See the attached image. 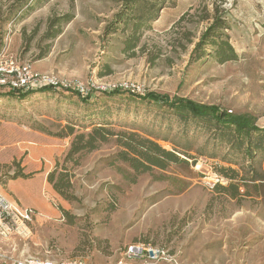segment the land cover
Instances as JSON below:
<instances>
[{
	"label": "rangeland",
	"instance_id": "rangeland-1",
	"mask_svg": "<svg viewBox=\"0 0 264 264\" xmlns=\"http://www.w3.org/2000/svg\"><path fill=\"white\" fill-rule=\"evenodd\" d=\"M174 1L173 7L160 13L151 31L144 33L143 53L126 58L118 41L108 46L99 39L121 9L120 0H28L26 7V0H0V53L65 81L94 87L127 85L138 88L137 95H151L152 101L188 99L248 115L264 127V0ZM215 1L227 11V34L238 60L189 65V54L207 25L198 21L202 3L209 6ZM187 12L189 16L177 24ZM65 15L71 19L61 22L59 33L47 39L49 21ZM182 33H188L187 40ZM157 52L158 58L149 62V55ZM95 95L92 99H98L97 103H106L120 114V120L111 118L114 123H127L112 126L114 131L143 136L132 129L137 119V129L163 134L164 116L156 115L161 105ZM82 109L67 92L35 93L24 100L1 98L0 155L6 157L4 161L13 152L22 157L29 144L41 137L54 138L64 147L62 155L41 161V172H52L62 163L70 139L45 131L55 133L82 116ZM124 109L130 110L128 119H123L129 112ZM175 131L169 137L178 141ZM157 142L167 151L174 149L170 143ZM117 150L112 139L86 154L79 166L67 165L73 176L69 190L73 201L63 200L46 181L40 185L39 179L34 185L9 189L5 184L18 179L15 174L21 171V160L0 162V194L37 213L29 238L0 240V252L40 260L116 264L129 245L144 243L167 249L181 264H264V187L259 195L249 189L251 196L237 199L219 194L214 186L227 183L214 167L224 164L206 158L135 176L120 162L110 164Z\"/></svg>",
	"mask_w": 264,
	"mask_h": 264
},
{
	"label": "trees",
	"instance_id": "trees-1",
	"mask_svg": "<svg viewBox=\"0 0 264 264\" xmlns=\"http://www.w3.org/2000/svg\"><path fill=\"white\" fill-rule=\"evenodd\" d=\"M27 1L24 2L25 7L28 5ZM120 2L121 9L107 23L99 39L108 46L111 41H118L121 46L120 53L126 58H133L144 51L141 45L144 33L151 31L152 24L158 21L160 13L166 8L173 7L175 1L120 0ZM221 5L222 3L218 4L216 1L209 5L210 7L202 3V13L198 21L206 22L207 25L189 54V65L204 64L209 60L222 65L238 60L227 34L230 30L227 11L222 9ZM188 16V12L182 15L177 24ZM70 19L71 15L51 19L46 38L53 39L59 33L58 27L61 22H68ZM182 36L187 40L188 33H182ZM158 56V52L150 54L149 62L154 63ZM49 92L65 93L49 89L26 93L7 91L0 92V99L24 100L35 93ZM123 93L127 96L123 97L125 96ZM67 94L77 98L83 106L84 114L70 120L55 133L45 131L47 135L55 138L70 139L62 163H57L55 169L46 177L47 184L65 201L75 200L69 193L73 176L67 165L74 168L79 166L80 160L86 154L98 150L112 139L118 150L112 155L110 164L120 162L135 176L150 173L153 169L165 171L170 165H187V159L195 163L198 158H206L217 159L224 164L214 167V171L227 184L225 186L216 184L215 192L230 199H237L251 196L249 189L259 195L261 188L264 187V171L261 169L264 162V127L257 126L254 119L248 115L231 114L219 107L202 105L188 99L162 98L160 101H152L151 95L130 94L121 90L95 95L107 99L118 98L125 102L138 100L141 103L161 105L164 109H157L156 115L164 116L163 134H147L141 127L137 129L138 120H133L131 125L135 128L132 129L142 132V136L134 131H114L112 126L125 127L127 123H114L111 120L112 117L122 119L112 106L106 103L99 104L98 99H92L90 95L81 98L73 92ZM123 111H129L123 118L128 119L130 110ZM134 111L137 113V110ZM174 128L177 129L174 137H179L178 141L169 137ZM157 141L170 143L173 151L163 149ZM178 154L186 159H181ZM34 174L17 172L15 178H31Z\"/></svg>",
	"mask_w": 264,
	"mask_h": 264
},
{
	"label": "built area",
	"instance_id": "built-area-1",
	"mask_svg": "<svg viewBox=\"0 0 264 264\" xmlns=\"http://www.w3.org/2000/svg\"><path fill=\"white\" fill-rule=\"evenodd\" d=\"M49 89L76 93L84 98L94 93L121 90L138 94L139 89L127 85H105L94 87L85 83L69 82L51 73H38L29 64L20 63L7 53H0V91H19L22 93ZM218 179V178H217ZM37 213L31 208H22L12 204L0 194V240L12 237L27 239L31 235V224ZM0 264H87L80 259L63 261L40 260L34 257H15L0 252ZM116 264H181L177 256L165 248L137 243L129 245Z\"/></svg>",
	"mask_w": 264,
	"mask_h": 264
},
{
	"label": "crops",
	"instance_id": "crops-1",
	"mask_svg": "<svg viewBox=\"0 0 264 264\" xmlns=\"http://www.w3.org/2000/svg\"><path fill=\"white\" fill-rule=\"evenodd\" d=\"M63 148L64 147L60 145L59 140L49 137H41L37 143H31L26 147V154L24 156L21 157L18 152H13L10 157H7L8 161H15L18 163L21 160V171L19 172L23 174H35L31 178H18L16 180H10L5 185H7L9 189H14L16 186L19 187V185H34L37 182L36 179H39L38 181L40 185H45L48 171L44 174L41 172V161L49 162L51 159L53 160L55 157L57 158L61 156L64 151ZM0 156V162L8 163V161H4V158H6L5 156L2 154ZM20 207L29 208L22 205ZM43 207L45 209L47 208L45 205H43Z\"/></svg>",
	"mask_w": 264,
	"mask_h": 264
},
{
	"label": "water",
	"instance_id": "water-1",
	"mask_svg": "<svg viewBox=\"0 0 264 264\" xmlns=\"http://www.w3.org/2000/svg\"><path fill=\"white\" fill-rule=\"evenodd\" d=\"M90 96H92V95H90Z\"/></svg>",
	"mask_w": 264,
	"mask_h": 264
}]
</instances>
